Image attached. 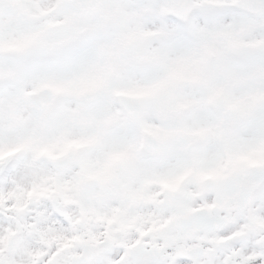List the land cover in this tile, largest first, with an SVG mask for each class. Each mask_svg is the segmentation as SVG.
Returning a JSON list of instances; mask_svg holds the SVG:
<instances>
[{
    "label": "snow or ice",
    "instance_id": "snow-or-ice-1",
    "mask_svg": "<svg viewBox=\"0 0 264 264\" xmlns=\"http://www.w3.org/2000/svg\"><path fill=\"white\" fill-rule=\"evenodd\" d=\"M0 264H264V0H0Z\"/></svg>",
    "mask_w": 264,
    "mask_h": 264
}]
</instances>
